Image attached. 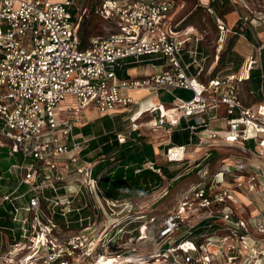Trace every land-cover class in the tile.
<instances>
[{
    "label": "built area",
    "instance_id": "2783aa9c",
    "mask_svg": "<svg viewBox=\"0 0 264 264\" xmlns=\"http://www.w3.org/2000/svg\"><path fill=\"white\" fill-rule=\"evenodd\" d=\"M80 1L0 0V136L13 160L0 175V220L10 221L0 225V264H145L152 258L162 264H264V38L254 33V19L241 16L239 33L217 18L216 61L230 33L241 35L242 61L238 72L205 81L204 34L161 27L171 22L175 0H100L96 14L116 30L86 45ZM206 7L216 13L211 3ZM142 64L160 70L141 74ZM257 69L262 100L247 105L240 84ZM178 89L191 98L176 96ZM140 90L146 95L137 99L133 93ZM161 92L174 99L166 110L147 111L151 128L171 133L184 121L200 141L203 135L239 143L244 155L222 160L212 176L205 169L164 215L159 237L185 228L180 239L162 254L136 256L143 237L133 230L144 233L146 214L133 210L138 200L105 196L101 174L94 175L97 161L82 155L91 138L81 128L94 119L92 106L111 119L130 109L129 126L115 133L121 144L136 141L143 124L137 116L147 113L142 100ZM217 121L221 125L212 124ZM187 146H171L164 156L181 164ZM145 167L154 169V163Z\"/></svg>",
    "mask_w": 264,
    "mask_h": 264
},
{
    "label": "rangeland",
    "instance_id": "374dc122",
    "mask_svg": "<svg viewBox=\"0 0 264 264\" xmlns=\"http://www.w3.org/2000/svg\"><path fill=\"white\" fill-rule=\"evenodd\" d=\"M100 0H81L77 4V18L80 23V34L84 43L88 42L89 38L95 35H105L113 30H116L115 24L108 20H103L98 14H96L95 5ZM177 3L176 8L171 13V22L161 27L167 31L173 29L174 25H179L176 29L184 30V32H189L191 35H200L203 33L202 40V50L209 54V57L205 64L204 72L201 75L203 80H207L211 75L215 74H226L230 71L238 72L241 66V56L235 55V51H230L229 61L233 64L227 62L228 54L227 49L221 55L222 60L219 64L212 69V59L214 58V53L216 49V43L218 39V27H217V17L219 13L229 12L231 9L239 11V15L236 14V20L234 23L229 24L227 20L223 17L221 19L229 28L237 30L241 33V16H249L253 20V31L256 33L257 38H264V0H175ZM211 3V7L215 10L216 14L209 13L206 5ZM232 3V6H229ZM86 15H83L84 10ZM83 15V16H82ZM217 15V16H216ZM81 18V19H80ZM185 20V21H184ZM183 21V22H182ZM256 26V27H254ZM206 30V31H205ZM230 33V47L235 46L237 50L241 51V35ZM242 40H244L242 38ZM137 70L145 72L146 75L156 72L158 68L152 67L150 65L142 64ZM136 70V71H137ZM134 71V73L136 72ZM241 74V72H240ZM242 75H246L242 71ZM240 96L242 100L248 105L258 102L261 98L260 93L252 94L249 91V83L240 84ZM170 99V96L160 97V100ZM93 113L90 115L91 123L95 120L100 119V122L107 123L108 117H102L97 114V110L92 106L89 108ZM135 110L136 107H135ZM130 109L124 111V113L116 116L115 121L120 129H124L129 126L128 112ZM225 108L222 107V112ZM153 117L151 114L145 113L140 119L142 124V136L148 142H152L156 149V161L163 168L167 169L169 173L176 175L173 179L168 176L163 182L161 188L154 191L147 198L136 201L133 204L134 211H143L145 217L146 230L141 233V229H134V233L141 235L143 241L137 245L136 256H150L155 254H162L163 250L170 246L174 240H178L184 234L185 228H181L177 233L169 239L163 240L159 237V230L162 226L164 215L167 212L174 210L178 203L187 195L192 187L198 183L201 179L203 171L206 169L207 175H214L218 166L222 160L226 159L231 161L235 158L244 155L241 149V144H231L223 141L222 139H209L202 135V140L187 146V159L181 164H172L167 161L164 156L167 150L168 144L171 143V133H168L166 129H153L150 126ZM2 124L0 123V127ZM95 133L92 132V136ZM4 143V139L0 136V149L1 144ZM160 144V145H159ZM159 148V149H158ZM96 152V151H95ZM95 152L90 153L93 156ZM4 153H0V159H3ZM96 160V159H95ZM13 160L6 162L3 165V169L12 163ZM201 164L200 167L195 168L196 164ZM202 169L198 173V169ZM202 172V173H201ZM205 178V177H204ZM156 217V218H153ZM147 218V219H145ZM124 219H122L123 221ZM139 227V226H138ZM175 245V243H174ZM162 260L163 257H160ZM129 262V261H128ZM131 262V261H130ZM141 262H135V264H140ZM145 264H162L156 260V258L150 259ZM171 264V261L170 263Z\"/></svg>",
    "mask_w": 264,
    "mask_h": 264
},
{
    "label": "trees",
    "instance_id": "16d2710c",
    "mask_svg": "<svg viewBox=\"0 0 264 264\" xmlns=\"http://www.w3.org/2000/svg\"><path fill=\"white\" fill-rule=\"evenodd\" d=\"M246 34L252 38L249 31H246ZM83 44L86 45L87 42L84 43L83 41ZM230 49L232 50V46H229L227 49V62L232 63L229 61ZM222 58L220 56V61ZM262 63L264 72V50L262 52ZM261 82V70L257 69L252 72L250 80L245 82V84L249 83L250 93H260L261 95ZM175 93L176 96L185 99L191 98V93L184 89H178ZM169 96V100L172 101L174 96ZM261 100L262 98L258 101ZM115 118L111 119L108 117L107 123L100 122V119H98L92 123L89 122L81 128V132L91 138L89 145L83 150L82 155L91 161H97L94 168V175L101 174L100 187L107 198L116 201L147 198L154 191L162 187L167 176L173 179L176 175L169 173L167 169L157 163V152L154 144L146 141L143 136L137 138L136 141L128 139L125 143L121 144L116 136L115 129L118 131H123L124 129H120L117 126ZM92 132L95 135L92 136ZM171 139L172 141L168 144L167 148L175 145H190L199 141V137L193 135L190 129L186 128L184 121L182 122V128L172 131ZM92 152H95V154L90 156ZM0 153H4L3 159H0L1 175L2 173H6L12 163L4 169L3 165L12 159L8 157L6 148L2 147ZM102 156L105 158L103 159ZM148 160L154 163V169L145 167V163ZM171 163L175 164L173 162ZM137 169L140 171L136 172ZM3 214H5L4 211L0 209V216ZM9 224L10 221L8 218L0 220V225L7 226Z\"/></svg>",
    "mask_w": 264,
    "mask_h": 264
},
{
    "label": "crops",
    "instance_id": "0c3cea01",
    "mask_svg": "<svg viewBox=\"0 0 264 264\" xmlns=\"http://www.w3.org/2000/svg\"><path fill=\"white\" fill-rule=\"evenodd\" d=\"M229 6H232V3L229 5ZM239 13V11L237 12L236 10H234V9H231L229 12H226V13H219V15L221 16V17H223L225 20H227V22L229 23V24H232V23H234L235 22V20H236V14H238ZM216 14V13H215ZM240 14V13H239ZM238 14V16H240ZM217 16V17H220V16ZM222 19V18H221ZM183 22V21H182ZM230 38L227 40V43H226V46H225V51H226V49H228V47L230 46ZM232 50L233 51H235L236 53L237 52H241L240 50H237L236 49V47L235 46H232ZM209 55V54H208ZM222 55V54H221ZM215 56H216V51H215V53H214V58L212 59V69L214 68V67H216V65L217 64H219L220 63V59H219V61H216V58H215ZM158 70H160V68H158ZM134 71H136V69H132V70H130V73L133 75V76H136L137 74H139V72L138 71H136L135 73H134ZM141 72V74H144L145 72H142V71H140ZM133 95L137 98V99H142L143 97H145V95H146V92H144V90H141V91H136V92H134L133 93ZM169 96V94H167V93H165V92H161L160 93V95L159 96H153V97H151V98H149L148 100H142V104H143V102H148V101H151V100H153L154 101V107H159V108H163L162 110H166L168 107H170V100L169 99H167L166 101L165 100H160V97H162V96H164V97H166V96ZM155 99V100H154ZM153 107V108H154ZM142 108V107H141ZM153 108H151V109H153ZM137 109V108H136ZM221 111H222V108H221ZM148 113V112H147ZM138 118L137 119H141L142 118V116L141 117H139V116H137ZM213 125H215V126H219V125H221V123L220 122H215V123H212ZM167 130V129H166ZM168 132V131H167ZM169 133V132H168ZM160 145V144H159ZM190 146V145H189ZM159 149V148H158ZM8 160H10L9 158H8ZM241 198L246 202V203H249L247 200H246V198L244 197V194L243 193H241Z\"/></svg>",
    "mask_w": 264,
    "mask_h": 264
},
{
    "label": "bare ground",
    "instance_id": "6f19581e",
    "mask_svg": "<svg viewBox=\"0 0 264 264\" xmlns=\"http://www.w3.org/2000/svg\"><path fill=\"white\" fill-rule=\"evenodd\" d=\"M141 91V90H140ZM155 100V99H154ZM155 105H154V101L151 100V101H148V102H143L142 104V108H141V112L144 113V112H147L149 110H151V108H153ZM140 112V113H141ZM139 116V115H138ZM140 117V116H139ZM138 118V117H137Z\"/></svg>",
    "mask_w": 264,
    "mask_h": 264
}]
</instances>
